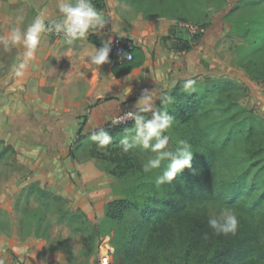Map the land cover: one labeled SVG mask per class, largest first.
<instances>
[{"label":"trees","instance_id":"obj_1","mask_svg":"<svg viewBox=\"0 0 264 264\" xmlns=\"http://www.w3.org/2000/svg\"><path fill=\"white\" fill-rule=\"evenodd\" d=\"M131 1L143 13L151 14L157 7L153 16L157 18H168L172 11L169 9L171 0ZM100 2L102 0L94 1L95 6L103 7ZM203 28L192 40L179 41L183 52L191 51L189 57L193 56L197 45L205 44L202 37L206 28ZM251 28L258 30L253 24ZM262 33L264 21L253 41L261 43L255 46L253 53L264 49ZM90 41L102 46L92 35ZM111 60L114 61L113 74L121 77L142 65L144 55L141 48L135 46L131 60ZM261 69L264 72V64ZM250 72L256 82L264 80L262 74L253 69ZM187 80L194 81L188 93L183 91ZM247 88L246 83L230 75L205 73L200 77H180L170 90L157 92L158 96L169 94L173 98L166 106L161 105L159 99L155 101L156 107L162 110L167 107L168 114L174 117L165 132L170 137L168 148L173 149L179 139L188 140L195 170L185 168L171 183L159 186L155 178L162 174L168 161L145 173L144 161L155 154L132 145L131 140L125 151L121 143L124 130L134 127L133 119L85 128L86 112L80 114L83 123L77 144L87 140L98 147L97 142L90 139L91 132L97 128H104L112 137V142L105 148L98 147L95 155L105 162L104 169L121 185L118 197L108 201L104 208L108 226L105 233H111L114 254L123 260L120 264H178V259L181 264H189L191 260L195 264H264V112L238 102ZM143 90L137 89L135 95L121 98V106L135 111L133 104ZM34 135L37 141L44 142L35 127ZM59 138L58 131L54 140ZM8 150L14 151L7 145L0 155ZM22 198L24 203L16 204L21 212L20 233L33 234L50 244L57 243L56 248L71 259L72 248L68 241L52 234V224L56 222L73 234H89V253L95 252L100 227L89 222L81 208H70L64 197L38 181L28 184ZM31 198L35 199L33 204ZM214 204L235 210L239 222L235 235L217 234L208 225L209 217L204 213L207 205Z\"/></svg>","mask_w":264,"mask_h":264},{"label":"rangeland","instance_id":"obj_2","mask_svg":"<svg viewBox=\"0 0 264 264\" xmlns=\"http://www.w3.org/2000/svg\"><path fill=\"white\" fill-rule=\"evenodd\" d=\"M111 5L112 12L116 18L119 17V22L124 25L137 20L157 22L162 19L153 17L156 15L155 9L157 7H154V11L150 14L139 11L131 0H112ZM169 9L172 11L169 17L165 19L174 20L177 29L171 33L172 37L168 36L169 38L164 41L169 39L167 44L178 49V57H181L183 53L179 41L192 40L195 34L203 31V27L206 28L209 24L202 37L205 44L197 45L194 49V57L189 62L190 73L187 74L182 68L183 65H180L178 66L179 74L183 75L184 78L195 75L200 77L205 73L230 75L238 78L248 87L238 102L245 107H256L264 112L261 109V106L264 105V80L260 79L256 82L250 72V69H253L262 74L264 78V72L261 69L264 64V49L261 53L258 51L253 53L255 46L261 43V41L256 43L253 41L257 39L258 30L264 21V0H229L223 2L219 0H171ZM18 12L19 14L24 12L31 14L29 7L21 8ZM185 23L190 24V26H197L195 33L191 32L190 26L182 25ZM252 24L258 29L257 31L251 28ZM261 35L263 37L261 40L264 41V33ZM189 52L191 51L185 53L189 54ZM177 81L165 88L162 85V89L170 90ZM130 89L126 96L125 91H121L119 98L135 95L137 89L132 87ZM133 107H135V103ZM119 110V113L105 116L90 127L84 126L85 128L99 127L108 122L116 123L130 119V117L123 120L118 119L122 113L129 109L120 107ZM81 128L80 125L78 130ZM77 138L76 135L75 139L69 141L67 152L72 163L73 161L89 162V166L96 171L93 175L88 176L91 185L85 186L82 183L81 173L74 167H69L67 171L62 173L58 168L49 167L52 159L48 155L42 156L39 153L35 156L28 155L32 151V147L27 144V140H23L16 147L8 144L4 139L0 140V153L7 145L14 149L13 152L8 150L0 155V264L122 263V258L114 254L111 233L109 235L105 233L108 226L104 220L105 204L118 197L120 182L104 169L105 162L95 155L98 147L87 140L77 144ZM36 145L34 143V146ZM72 154L73 156H71ZM33 181H38L41 186L46 185L51 192L64 197L70 208H81L89 222L99 225L100 235L97 238L94 253H89V234H73L56 222L52 224V234L54 237L60 235L68 241L72 248L71 259L63 250L56 248L57 243L50 244L46 239L36 237L33 234L20 233L18 221L21 212L17 210L16 204L18 201L24 203L22 192ZM34 200L31 198L32 204ZM225 208L229 207L220 204L207 205L204 214L207 217L219 216ZM233 211L235 212V210ZM21 247L27 248V252L21 253L19 251ZM20 254L23 257L20 258ZM27 256L29 259L26 258ZM178 264H181L179 259ZM189 264H195V261L191 260Z\"/></svg>","mask_w":264,"mask_h":264},{"label":"crops","instance_id":"obj_3","mask_svg":"<svg viewBox=\"0 0 264 264\" xmlns=\"http://www.w3.org/2000/svg\"><path fill=\"white\" fill-rule=\"evenodd\" d=\"M100 3L103 7H95L108 20L106 26L110 36L132 39L144 55L142 65L121 77L112 72L113 60L96 66L87 59L94 46L99 48L90 41L91 35L101 43L108 38L104 30L90 33L86 39L73 44H67L63 37L45 33L30 58L25 57L22 44L0 42V140L4 139L13 147L27 140L32 150L38 149L37 153L52 159L49 167L58 168L62 173L74 167L81 173L85 186L91 185L88 176L96 171L89 162L72 163L67 152L69 141L75 139L82 125L80 114L86 112L85 125L90 127L105 116L119 113L121 91L127 95L132 87L158 92L162 85L165 88L183 77L178 66L183 65L189 74V62L194 57L185 52L178 57V49L167 44L169 39L164 41L177 29L174 20H137L124 25L111 10L112 0ZM28 7L30 15L27 12L19 14L21 8ZM34 18L59 19L56 0H0V36H7L13 27L25 28ZM21 63L25 65L23 69H19ZM110 97L111 100H104ZM34 127L45 143L37 141ZM58 131L60 138L54 140Z\"/></svg>","mask_w":264,"mask_h":264},{"label":"clouds","instance_id":"obj_4","mask_svg":"<svg viewBox=\"0 0 264 264\" xmlns=\"http://www.w3.org/2000/svg\"><path fill=\"white\" fill-rule=\"evenodd\" d=\"M56 9L60 16L59 19L34 18L25 28L13 27L7 36H0V42L5 45L22 44L25 57L30 58L40 45L45 33L62 34L67 44H73L77 40L86 39L90 31L103 29L108 23L104 14L93 5L92 0H56ZM18 19L21 22L23 20L22 17ZM101 45L99 48L94 46V51L87 56L88 61L96 66L110 62L111 40H103ZM24 67L23 63L19 64V69ZM193 84V80H187L183 85V91L190 92ZM130 90L129 88L128 93ZM157 99L160 100L161 105L165 106L173 102V98L169 94L161 97L154 89L142 91L135 102L136 110L127 112V115L134 120V127L124 130L125 136L121 139V143L124 145V150L127 151L130 146V138L132 145L140 146L155 154L144 161L142 170L145 173L160 168L163 161H168L162 174L155 178V184L159 186L171 183L177 173L185 168L195 170L191 163L192 146L188 140L179 139L173 149L168 148L170 137L165 132L171 127L174 117L168 114L167 107H164L163 110L156 107ZM90 139L97 142L100 148H105L112 142V137L104 128L93 130ZM37 152L38 149H33L28 155L35 156ZM238 223L235 212L229 208H225L219 216L208 218V225L217 234L235 235ZM19 251L26 253L27 248L21 247Z\"/></svg>","mask_w":264,"mask_h":264},{"label":"built area","instance_id":"obj_5","mask_svg":"<svg viewBox=\"0 0 264 264\" xmlns=\"http://www.w3.org/2000/svg\"><path fill=\"white\" fill-rule=\"evenodd\" d=\"M184 26H190V24H182ZM192 29V33H195V30L198 28L197 26H190ZM99 29L91 31L92 34H95ZM107 32L108 38L106 41L111 40V50L109 52V58L115 59L118 61H128L132 59L133 56V49L136 46L135 42L132 39L129 38H123V37H118V36H110V32L105 25L103 29ZM53 37L60 38L63 37L62 34H57L55 32L50 33ZM129 112V111H127ZM127 112L122 113L118 119L123 120L125 118H129L127 115Z\"/></svg>","mask_w":264,"mask_h":264},{"label":"water","instance_id":"obj_6","mask_svg":"<svg viewBox=\"0 0 264 264\" xmlns=\"http://www.w3.org/2000/svg\"><path fill=\"white\" fill-rule=\"evenodd\" d=\"M262 111H264V105L261 106Z\"/></svg>","mask_w":264,"mask_h":264}]
</instances>
